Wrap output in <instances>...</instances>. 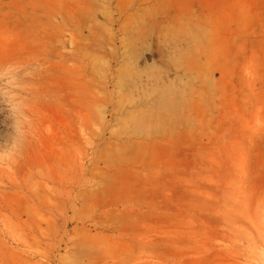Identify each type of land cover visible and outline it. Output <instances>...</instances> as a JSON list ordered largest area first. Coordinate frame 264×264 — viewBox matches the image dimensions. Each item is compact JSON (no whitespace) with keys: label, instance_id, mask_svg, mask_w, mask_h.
I'll use <instances>...</instances> for the list:
<instances>
[{"label":"rangeland","instance_id":"obj_1","mask_svg":"<svg viewBox=\"0 0 264 264\" xmlns=\"http://www.w3.org/2000/svg\"><path fill=\"white\" fill-rule=\"evenodd\" d=\"M0 264H264V0H0Z\"/></svg>","mask_w":264,"mask_h":264}]
</instances>
